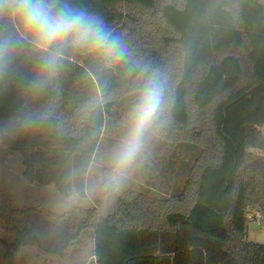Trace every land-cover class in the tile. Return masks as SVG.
Masks as SVG:
<instances>
[{
    "label": "trees",
    "instance_id": "obj_1",
    "mask_svg": "<svg viewBox=\"0 0 264 264\" xmlns=\"http://www.w3.org/2000/svg\"><path fill=\"white\" fill-rule=\"evenodd\" d=\"M103 21L130 54L111 62L93 47L66 48L49 74L18 25L0 17V38L20 41L0 77V182L5 156L29 185L52 184L72 205L17 207L0 195L13 264L25 247L72 264H264L247 224L264 214V0H61ZM159 74L163 102L152 135L172 150L182 177L169 197L102 184L101 214L84 179L105 122ZM38 85V86H37ZM165 165V167L167 166ZM68 200V199H67ZM83 234L88 255L77 262Z\"/></svg>",
    "mask_w": 264,
    "mask_h": 264
},
{
    "label": "clouds",
    "instance_id": "obj_2",
    "mask_svg": "<svg viewBox=\"0 0 264 264\" xmlns=\"http://www.w3.org/2000/svg\"><path fill=\"white\" fill-rule=\"evenodd\" d=\"M0 17H8L18 25L30 51L52 75L61 63L63 50L69 47H93L114 63L130 55L102 20L61 0H0ZM19 44L20 41L11 35L0 38V77L7 73ZM162 102L160 77L154 73L131 110L126 132L113 153V173L108 186L117 187L140 156L146 134L158 118Z\"/></svg>",
    "mask_w": 264,
    "mask_h": 264
},
{
    "label": "rangeland",
    "instance_id": "obj_3",
    "mask_svg": "<svg viewBox=\"0 0 264 264\" xmlns=\"http://www.w3.org/2000/svg\"><path fill=\"white\" fill-rule=\"evenodd\" d=\"M137 102V98H133L131 101L129 99L128 102L125 101L120 108H117L116 114L105 122L101 140L85 174L86 185L88 186L87 194L92 200L90 204L92 205L97 198L100 201L97 206L103 215L111 214L114 211L112 204L106 198L102 184L103 170L113 166V153L126 132L129 114ZM259 129L264 135V125L259 126ZM151 131L150 128L146 134L143 151L136 162L127 169L118 186L129 189L150 188L152 194L159 197H169L181 190L182 177L169 170L167 160L170 159L172 150H167L161 144L162 141L155 138ZM2 171L3 179L0 182V195L2 200H5L6 195H9L13 206L23 207L41 204L49 206L54 212H62L68 210L72 205L69 199L64 200L61 197L53 185H48V188H41V191L38 192L34 184H27L20 176L19 162L16 157L5 156V165ZM42 194L46 196L51 194L55 198L57 196L58 203L51 199L52 197H50L51 202L40 200ZM52 203L54 205H51ZM83 235L78 247L77 254L80 258L77 259V262L84 259L91 248L88 236ZM3 239L10 240L11 236L6 233L0 220V241ZM247 240L254 243H264V214H260L255 220L248 222ZM1 254L2 246L0 243V264H7ZM13 264H72V260L68 257L61 259L57 255L42 253L35 246H29L23 248L16 255Z\"/></svg>",
    "mask_w": 264,
    "mask_h": 264
},
{
    "label": "crops",
    "instance_id": "obj_4",
    "mask_svg": "<svg viewBox=\"0 0 264 264\" xmlns=\"http://www.w3.org/2000/svg\"><path fill=\"white\" fill-rule=\"evenodd\" d=\"M18 160V162H19V167H20V160L19 159H17ZM90 165H91V162L89 163V165H88V169H89V167H90ZM88 169H87V171H88ZM19 173H20V170H19ZM21 176V175H20ZM86 183H87V180L86 179H84V192H85V196H86V198L88 199V200H90V201H92L91 199H90V197H88V194H87V188H88V186L86 185ZM48 185H52V184H47V185H43V186H37V185H34L35 186V188H36V190L38 191V192H40L41 191V188H48L49 186ZM45 186V187H44ZM87 186V187H86ZM75 196V194H74V192L72 191V193H71V195L69 196V198H67V199H70V198H72V197H74ZM50 197H52L51 199H54L57 203H58V201H57V196H56V198L53 196V195H49V196H46L45 194H42L41 195V197H40V200H48L49 202H51V199H50ZM61 197L63 198V196L61 195ZM60 197V198H61ZM59 198V197H58ZM64 200L66 199V198H63ZM96 200H98L97 198L95 199V201ZM94 202V201H93ZM51 205H54L53 203L51 204ZM48 208H49V206H48ZM2 255V254H1Z\"/></svg>",
    "mask_w": 264,
    "mask_h": 264
},
{
    "label": "built area",
    "instance_id": "obj_5",
    "mask_svg": "<svg viewBox=\"0 0 264 264\" xmlns=\"http://www.w3.org/2000/svg\"><path fill=\"white\" fill-rule=\"evenodd\" d=\"M259 215H260V213L258 211H252V212L247 214V217L253 218V217H258Z\"/></svg>",
    "mask_w": 264,
    "mask_h": 264
}]
</instances>
